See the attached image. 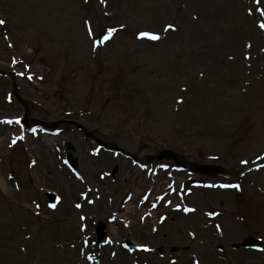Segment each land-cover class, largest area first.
Here are the masks:
<instances>
[{
	"label": "rangeland",
	"instance_id": "1",
	"mask_svg": "<svg viewBox=\"0 0 264 264\" xmlns=\"http://www.w3.org/2000/svg\"><path fill=\"white\" fill-rule=\"evenodd\" d=\"M262 8L264 0H0V69L17 73L32 121L76 120L140 158L170 149L230 176H197L209 185L187 199L198 214L166 237L159 197L180 177L169 162L154 164L157 176L110 153L98 161L97 144L70 125L30 135L12 78L0 77V264H120L122 237L147 245L127 264H264V250L230 248L248 236L264 244V164L247 170L264 163ZM101 223L104 248L92 244ZM183 246L190 251L171 252Z\"/></svg>",
	"mask_w": 264,
	"mask_h": 264
},
{
	"label": "snow or ice",
	"instance_id": "2",
	"mask_svg": "<svg viewBox=\"0 0 264 264\" xmlns=\"http://www.w3.org/2000/svg\"><path fill=\"white\" fill-rule=\"evenodd\" d=\"M256 2L259 3V0H256ZM259 11H260L261 15H264V8L259 9ZM3 23H5V21L0 20V24H3ZM260 26L262 28H264V22H261ZM173 27H174L173 25H168L169 29H171ZM115 31H116V29H109L108 30V36L105 37V39L110 38ZM140 35H141L142 38L148 37V38L153 39V40H158L160 38L158 35H155L153 33H148V32H143ZM249 47H250V45H249ZM8 122L11 123V121H8ZM221 187H228V185H221ZM233 187L239 188V185H234ZM51 207L55 208L56 204H52ZM77 207H79V205H77ZM185 211H194V209H185ZM210 215H211V213H210Z\"/></svg>",
	"mask_w": 264,
	"mask_h": 264
},
{
	"label": "water",
	"instance_id": "3",
	"mask_svg": "<svg viewBox=\"0 0 264 264\" xmlns=\"http://www.w3.org/2000/svg\"><path fill=\"white\" fill-rule=\"evenodd\" d=\"M79 128L83 129L85 131V129L83 128V126L81 125H77ZM68 148H72L71 145H67ZM218 173H219V170H218ZM244 245L246 247H254V246H258V244H256L255 241H253L252 239H249V240H245L244 241ZM239 246V245H238ZM259 247V246H258Z\"/></svg>",
	"mask_w": 264,
	"mask_h": 264
},
{
	"label": "bare ground",
	"instance_id": "4",
	"mask_svg": "<svg viewBox=\"0 0 264 264\" xmlns=\"http://www.w3.org/2000/svg\"><path fill=\"white\" fill-rule=\"evenodd\" d=\"M44 138L48 139V141H49V143H50V141H51V139H50V138H47V137H44ZM127 209H128V212H129V211H131V210H132V207H131V206H129Z\"/></svg>",
	"mask_w": 264,
	"mask_h": 264
}]
</instances>
